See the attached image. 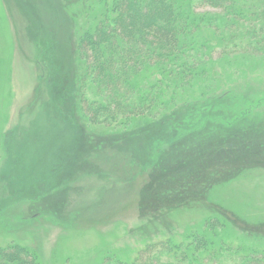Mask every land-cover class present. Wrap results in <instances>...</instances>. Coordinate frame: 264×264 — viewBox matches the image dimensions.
Returning <instances> with one entry per match:
<instances>
[{
  "label": "rangeland",
  "instance_id": "rangeland-1",
  "mask_svg": "<svg viewBox=\"0 0 264 264\" xmlns=\"http://www.w3.org/2000/svg\"><path fill=\"white\" fill-rule=\"evenodd\" d=\"M101 1L0 0V250L23 248L31 264H148L162 248L191 253L197 237L205 264H264V44L223 47L201 26L198 77L167 91L168 109L96 106L93 118L87 85L85 106L65 120L63 106L80 110L79 72L68 70L63 102V55L80 25L95 26ZM164 109L176 111L169 134L150 125ZM167 171L179 190L170 199L155 188Z\"/></svg>",
  "mask_w": 264,
  "mask_h": 264
},
{
  "label": "trees",
  "instance_id": "trees-1",
  "mask_svg": "<svg viewBox=\"0 0 264 264\" xmlns=\"http://www.w3.org/2000/svg\"><path fill=\"white\" fill-rule=\"evenodd\" d=\"M109 1L110 3L102 0L99 11L91 16L96 21L95 26L88 24L85 29L87 24H82L78 27L81 33L77 32L70 37V48L63 55V70L70 76L67 78L72 83L69 86L70 84L63 82V102L67 100L68 87L73 88L75 79L68 70L76 66L79 72V86L76 87L79 99L76 101L79 109L85 106L88 101L85 96L88 85L93 96L86 106L93 109H90L93 118L99 116L98 111L94 109L96 106H100L106 113L119 116H143L146 111L151 112L150 109L155 103H160V107L168 109L171 102H165L164 99L167 91L172 89L173 96L174 91L179 88L178 85L190 83L189 80L198 77L194 65L200 63V55L206 47L198 45L194 32L201 26L213 29L218 43L224 45L223 47L232 44L235 49L245 50L247 46L258 49V46L264 44V0ZM194 4L208 6L219 14H193L191 10ZM75 14L72 10L67 12L70 20ZM240 24H247L246 30L238 29L239 27L235 30V25ZM241 30H245V36L248 38L244 46L234 42L239 37L237 32ZM225 38L230 41L229 44H224ZM73 108L71 112L63 106V119L71 120L73 113L76 115L81 111H77L76 106ZM170 111L166 110L160 119L150 125L170 128L166 124L176 118V111ZM167 131L168 134L171 132L169 129ZM157 156L156 161L151 162L154 173L164 170L161 156ZM148 166L150 165L146 167ZM163 173H166V181L159 182L163 184V189L161 186L155 188L161 189L163 195L167 194L164 197L170 199L179 193V190L175 191L176 187L173 186V172ZM158 197L153 196L154 200ZM160 202L161 205L164 204L163 201ZM192 239L194 247L191 253L185 250L178 253L175 248H162L159 253H154V257L147 258L146 263L205 264L210 256L207 252H204L203 256L197 254L198 245L202 241L197 237ZM161 254L166 256L165 261H162ZM31 261L28 251L23 248L0 250V264H31Z\"/></svg>",
  "mask_w": 264,
  "mask_h": 264
}]
</instances>
